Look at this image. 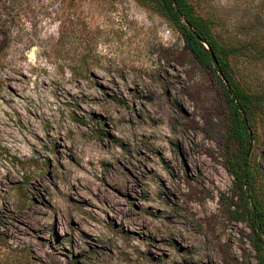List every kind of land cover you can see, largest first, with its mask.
<instances>
[{"label": "rangeland", "instance_id": "374dc122", "mask_svg": "<svg viewBox=\"0 0 264 264\" xmlns=\"http://www.w3.org/2000/svg\"><path fill=\"white\" fill-rule=\"evenodd\" d=\"M189 2L253 102L243 150L150 0H0V264H264V0Z\"/></svg>", "mask_w": 264, "mask_h": 264}, {"label": "trees", "instance_id": "16d2710c", "mask_svg": "<svg viewBox=\"0 0 264 264\" xmlns=\"http://www.w3.org/2000/svg\"><path fill=\"white\" fill-rule=\"evenodd\" d=\"M166 18L171 25L182 34L185 46L202 66L212 70L219 82L221 80L227 83V103L229 110V122L227 125L228 148L232 145L240 147L243 150L248 144L249 132L248 122L252 111L253 102L243 94L230 78L227 71V53L223 45L220 44L207 22L203 17L196 14L189 0H150ZM206 44L214 55L215 61L211 58L210 52L205 48ZM221 80H220V78ZM243 160L246 159V151L241 153ZM236 180L250 188V179L252 178V169L246 163H242L239 170L233 173ZM259 216H261L259 212ZM255 233L261 230V221H252ZM258 240L261 238L257 235ZM263 260H264V252Z\"/></svg>", "mask_w": 264, "mask_h": 264}, {"label": "water", "instance_id": "95a60500", "mask_svg": "<svg viewBox=\"0 0 264 264\" xmlns=\"http://www.w3.org/2000/svg\"><path fill=\"white\" fill-rule=\"evenodd\" d=\"M204 46H205V48L210 52L211 58L215 61L214 55H213V53L211 52V50L209 49V47H208L206 44H204Z\"/></svg>", "mask_w": 264, "mask_h": 264}]
</instances>
